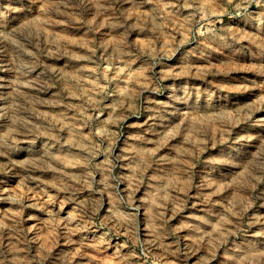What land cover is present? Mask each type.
<instances>
[{
    "label": "rangeland",
    "instance_id": "374dc122",
    "mask_svg": "<svg viewBox=\"0 0 264 264\" xmlns=\"http://www.w3.org/2000/svg\"><path fill=\"white\" fill-rule=\"evenodd\" d=\"M0 264H264V0H0Z\"/></svg>",
    "mask_w": 264,
    "mask_h": 264
}]
</instances>
